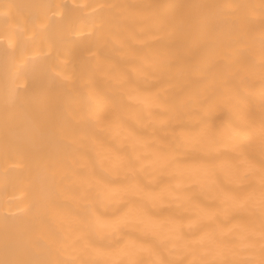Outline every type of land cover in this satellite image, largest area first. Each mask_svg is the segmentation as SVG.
<instances>
[{"label": "bare ground", "instance_id": "6f19581e", "mask_svg": "<svg viewBox=\"0 0 264 264\" xmlns=\"http://www.w3.org/2000/svg\"><path fill=\"white\" fill-rule=\"evenodd\" d=\"M262 46L264 0H0V264H86L67 162L143 62L175 91Z\"/></svg>", "mask_w": 264, "mask_h": 264}, {"label": "clouds", "instance_id": "9594fccd", "mask_svg": "<svg viewBox=\"0 0 264 264\" xmlns=\"http://www.w3.org/2000/svg\"><path fill=\"white\" fill-rule=\"evenodd\" d=\"M166 72L99 100L67 162L86 264H264V46L175 91Z\"/></svg>", "mask_w": 264, "mask_h": 264}]
</instances>
